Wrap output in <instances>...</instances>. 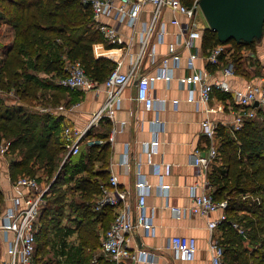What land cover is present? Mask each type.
I'll use <instances>...</instances> for the list:
<instances>
[{"label": "trees", "instance_id": "1", "mask_svg": "<svg viewBox=\"0 0 264 264\" xmlns=\"http://www.w3.org/2000/svg\"><path fill=\"white\" fill-rule=\"evenodd\" d=\"M182 2L192 5L194 0ZM92 22V8L82 0H0V27H6L2 38H8L11 32L0 61V87L6 92L14 88L19 99L18 104L11 105L0 96V137L4 136L10 143V176L13 181L22 175L39 179L37 173L43 171L44 176L52 180L61 170L54 182L57 185L68 169V163L77 159L70 180L74 181L73 189L80 197L65 202L66 195L59 194L52 199L45 195L36 232L39 264H63L66 261L67 264H95L92 259L102 237L98 226L104 228V234L115 215L111 219L108 217L112 212L110 207L95 210L101 184L107 180L106 173L95 169V163L101 161L100 167L108 165L110 144L104 141V144L91 145L84 151L83 140L79 152L67 157L69 147L61 134L60 117L37 107L38 104L55 106L64 96L63 92L73 91L57 83L66 73V59L80 60L87 74L101 83L115 68L116 63L112 60L94 55L93 44L105 39L99 30L91 27ZM259 42L229 41L234 48L230 58L235 62L236 70L243 68L241 62L247 57L243 51L256 50ZM220 43L223 42L216 32L207 27L203 47L210 49ZM250 63L258 64L253 58ZM258 67L255 76L261 73ZM50 93L51 98H48ZM260 114H263L262 121L246 120L241 129L232 132L221 125L219 131L216 161L224 159L226 168L211 172L210 185L216 200L229 201L226 212L230 221L220 226L224 264H264V112ZM100 137L105 138L107 134ZM3 202L4 193L0 188V212ZM67 209L69 217L77 214L75 231L79 244L69 252L60 247V255H68L62 262L48 256L52 241L48 235ZM234 220L246 229L245 234H240L231 225ZM56 246L54 242L51 247L55 249ZM96 264L111 263L98 256Z\"/></svg>", "mask_w": 264, "mask_h": 264}, {"label": "built area", "instance_id": "2", "mask_svg": "<svg viewBox=\"0 0 264 264\" xmlns=\"http://www.w3.org/2000/svg\"><path fill=\"white\" fill-rule=\"evenodd\" d=\"M89 4L93 11V22L91 27L99 30L104 39L109 43H118L126 49H131L133 39L127 41L119 31L121 24H126L133 30L134 35H139L140 49L136 59L129 64V69L123 71L121 66L115 67L104 82H99L90 77L80 60L66 59L64 65V76L58 78L57 83L72 90H97L103 87L106 98L102 106L95 111L88 125L85 128L65 126L63 139L68 145L67 157L79 152L81 143L86 134L93 127L108 119H115V112L121 107L122 92L133 80H137L136 100L146 110L156 108V98L151 90L154 84L160 80L170 81L175 76L173 66L177 64L182 55L179 48L188 50L189 74L178 78L179 82L189 89L188 100L196 102L197 105L209 104L217 90L229 92L233 96L234 103L238 107L234 110L233 130L242 128L246 120L256 119L261 112H264V62L252 64L251 70L255 71L260 66L261 73L258 80L249 83L245 87H232L230 77L237 72L235 62L230 58L232 43H220L208 49L202 57L206 61V67L197 68L195 60L200 56V49L197 40L203 39L204 27L198 19L200 9L199 0H194L192 5H187L182 0H82ZM151 6L150 19L142 20L144 13L148 12L147 7ZM170 12V22L176 26V40L168 43V53L159 58L156 50L150 49V41L155 34L156 41L163 43L168 33L167 23L164 15ZM103 18H111L115 24L103 21ZM244 50V55H249ZM148 56L150 62H155V71L144 70V60ZM224 58H228L224 62ZM255 60V59H254ZM157 62L159 64H157ZM250 62V61H249ZM215 67L218 73L212 74L210 68ZM6 93V94H5ZM15 89L5 92L0 87V96L7 95L11 105L16 104L12 96ZM11 97V98H10ZM163 102V108L165 102ZM230 108L233 106L230 105ZM220 109V108H219ZM41 111H48V108L40 107ZM218 109L206 108V111L216 112ZM159 129L162 122L154 121ZM221 123L210 117L201 122L202 133L206 136V149L196 147L193 152V164L199 173L207 172L213 161L219 155V131ZM158 129L155 131V138L146 142L145 154L147 163L154 166V171L159 175L158 189L162 194L167 193L169 185L164 182L161 164L153 160L154 153L158 146ZM115 130L110 134V140H114ZM10 143L2 136L0 137V156L8 157L10 164ZM129 163L126 159L125 164ZM206 185L210 187L207 180ZM14 187L19 190L18 194L11 195L0 212V232L4 234L7 243V254L9 259L3 264H39L37 260V225L40 220L42 207L45 203L47 189L35 176L22 175L14 182ZM135 187L138 194L135 210L129 204L131 190L119 186V178L116 173H110L109 178L101 184V191L95 200V210L101 211L105 208H116L114 219L102 236L100 251L111 260V264H132L131 261H143L146 264H160L156 259V253L150 249L132 246V238L138 229H145L148 234H153L154 224L147 198L151 193L152 185L147 182L145 176L138 172ZM200 184L191 186L192 204L189 208L171 206L174 215L180 216L184 212L193 215L206 217L207 228L211 232L209 247L212 252L211 264H224L225 249L220 243L218 229L223 222L230 221L226 212L228 199L216 200L213 197L212 189L199 190ZM169 205V204H168ZM214 214H218L213 217ZM231 225L240 234H245L246 229L240 222L234 220ZM221 230V229H220ZM170 248L175 256L183 261H191L196 257L198 240L195 236L174 235L170 238ZM97 263V256L92 259ZM65 264V263H64Z\"/></svg>", "mask_w": 264, "mask_h": 264}, {"label": "crops", "instance_id": "3", "mask_svg": "<svg viewBox=\"0 0 264 264\" xmlns=\"http://www.w3.org/2000/svg\"><path fill=\"white\" fill-rule=\"evenodd\" d=\"M150 8L151 6H148L146 10L148 12L142 16L143 21L150 19ZM171 18L172 14L170 12H167L163 17L168 29L165 41L163 43L157 42L155 34L150 41V49L156 50L159 58H163L168 53V43L176 40L175 32L177 28L170 22ZM202 19H199L202 25L208 27L204 16ZM102 20L110 23L111 18H103ZM111 23L115 24L113 20ZM119 31L125 36L127 41L134 37L132 38L133 45L131 49H126L118 43H109L103 40L93 44V51L97 58L105 57L115 62V67L122 62L121 68L126 71L129 69L130 62L132 64L136 59L140 49L139 35H134L132 28L126 24H121ZM9 35L11 36V32H9ZM10 36L7 42L0 44V50L4 51L6 49L10 42ZM107 43L113 46L109 47ZM197 45L201 49L200 56L195 60V63L197 68L203 69L206 67V61L202 56L208 52V49L203 47V39L197 40ZM179 51L182 55L180 61L175 65L171 63L174 67L173 73L175 77L170 81L158 80L151 90L152 95L156 98V108L146 110L137 102V80H133L122 92L121 107L116 110L115 119H108L93 127L91 129L92 132L88 133L86 140L84 139L83 145L91 146L97 141L100 144L105 142L110 144L107 159L108 165L100 167L102 162L97 161L95 163L97 168L95 169H100L106 173L107 179L110 173L114 172L118 175L119 186L131 190L129 204L134 210L138 194L135 187L138 172H141L147 182L152 185L147 204L151 212H153L154 232L153 234H148L145 229H138L132 238L133 248L152 250L156 253V259L160 264H211L212 252L209 247L211 232L207 228L208 219L193 215L188 211L180 216L174 215L171 206L189 208L193 199L191 186L195 184H200L199 190L212 189L211 185L210 187L206 185L207 180L210 182L211 168L207 172L199 173L192 162L193 152L196 147L206 149L207 138L202 133L201 122L206 117H210L222 125H226L230 121L233 122L234 110L238 107L234 100L232 101L231 99L233 98L232 94L221 90H217L214 93L213 99L209 104L197 105L196 102L189 101L188 87L182 85L178 80L179 77L191 72L188 68L189 52L184 48H179ZM246 51L249 55H245L247 57L243 58V63L241 62L243 68L238 69L236 74L229 79L232 87L243 88L249 83L258 80V77L255 76L257 70H251L249 61L253 58L259 62H264V40H260L256 50ZM226 60L230 61L231 59L224 58V62H227ZM157 64L159 63L157 62ZM144 70L155 71V62L151 63L148 56L144 60ZM210 72L214 74L218 73V70L212 67ZM63 95L64 98L62 97L55 106L43 105V107L48 108V111H52V113H56L60 117L59 124L62 135L65 126L85 128L92 114L102 106L106 98L103 87L100 91L66 90ZM48 98H51V93ZM162 101L165 102L164 108ZM230 105L233 108H230ZM206 108H217L218 110L208 113ZM157 119L162 122L160 129L154 124ZM157 129L159 130L158 146L153 160L155 163L161 164L164 182L169 185L167 193L164 194L158 189L160 177L155 173L154 166L147 163L145 154V144L155 138ZM112 130H115V138L111 141L110 134ZM103 133L107 134V137H100ZM126 159L129 162L127 164H125ZM99 164L100 166L98 167ZM9 166L8 157L0 156V188L4 193V202L1 205V209L9 203L6 198L12 194L16 195L19 193V190L14 187L15 180L13 181L10 176ZM119 207L112 208L110 216L108 215L110 219L113 218ZM217 215L214 214L213 217ZM99 228L104 230L101 225H99ZM218 234H222L220 229L217 231ZM174 235H189L197 238L198 250L193 260L183 261L175 256V253L170 248V238ZM102 257L105 261L111 263V260L103 253ZM8 259L7 243L5 242L4 234L0 232V264H3ZM131 263L146 264L143 261H131Z\"/></svg>", "mask_w": 264, "mask_h": 264}, {"label": "water", "instance_id": "4", "mask_svg": "<svg viewBox=\"0 0 264 264\" xmlns=\"http://www.w3.org/2000/svg\"><path fill=\"white\" fill-rule=\"evenodd\" d=\"M199 5L221 42L250 43L263 38L264 0H199Z\"/></svg>", "mask_w": 264, "mask_h": 264}, {"label": "rangeland", "instance_id": "5", "mask_svg": "<svg viewBox=\"0 0 264 264\" xmlns=\"http://www.w3.org/2000/svg\"><path fill=\"white\" fill-rule=\"evenodd\" d=\"M198 16H199L198 19L203 20L202 19L203 13L201 11H199ZM5 28L6 27L3 25L0 27V44L8 41V38H6V37L2 38V35H1L2 32L4 33ZM3 56H4V51L0 50V61L2 60ZM12 89H14V88H12ZM4 97L8 102L10 101L9 97H7V95H4ZM12 97L16 101V104H18L19 99L17 97L16 91H15L14 96H12ZM231 99L233 101V98H231ZM37 107L40 108L43 106H41V104H38ZM262 116H263V114L262 115L260 114L259 117L256 119L259 121H262L263 120ZM231 124H232V122L230 121V123H227L225 126L232 132L233 126ZM98 142L99 141H97L94 144H100ZM218 145H219V143H218ZM88 147L89 146H87L85 144V147H84L85 150L84 151H86V149H88ZM9 157H11V155ZM76 160H75V162H77ZM224 161H225L224 159L218 160V161H213L211 164V172L213 170H221L222 168H226ZM75 162L73 161V162L68 163L69 167L65 171L64 175H62V177L59 180L57 185H54L55 179L53 178L52 180H50L47 176H44L43 171L37 173L39 180L41 181V184L44 186V188L47 189L46 194H45L46 196H48V197H50V199H52V198L58 196L59 194H63V195H66L65 202H68L73 198L77 199L80 197L79 192L75 191L73 189L74 181L72 182L70 180V175L73 173ZM99 166H100V164L98 165V167ZM95 168H97V167H95ZM211 172H210V174H211ZM83 174H86V173H83ZM80 176H78V177H80ZM69 213H70V211L67 209V212H65L64 216H62L60 223H56L54 226H52L50 229L49 235H48V239L52 240V241H50V247H48L51 250V252L49 253L48 256H50L54 259L59 258L62 262H65L68 255H60V250H59L60 247L63 246L65 251L69 252L73 248V246H76L79 244L78 234L75 231V228L77 226L78 217L77 218L75 217V216H77V214L69 217L68 216ZM98 229H99L100 236H101L104 230L100 229L99 226H98ZM63 241H64V243H63ZM54 242L57 243V246L55 249H53L51 247L52 244H54ZM58 252H59V254H57ZM95 256H97V257L102 256V253H101L99 248H95Z\"/></svg>", "mask_w": 264, "mask_h": 264}]
</instances>
